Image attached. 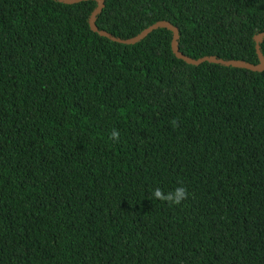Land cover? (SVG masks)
Returning a JSON list of instances; mask_svg holds the SVG:
<instances>
[{
    "label": "trees",
    "instance_id": "trees-1",
    "mask_svg": "<svg viewBox=\"0 0 264 264\" xmlns=\"http://www.w3.org/2000/svg\"><path fill=\"white\" fill-rule=\"evenodd\" d=\"M103 1L258 63L264 0ZM95 7L0 0V264H264V71Z\"/></svg>",
    "mask_w": 264,
    "mask_h": 264
},
{
    "label": "water",
    "instance_id": "water-1",
    "mask_svg": "<svg viewBox=\"0 0 264 264\" xmlns=\"http://www.w3.org/2000/svg\"><path fill=\"white\" fill-rule=\"evenodd\" d=\"M61 4L65 5H75L79 4L81 2H86V1H94L96 3V7L94 10L91 12L90 17L88 19V25L90 30L93 33H96L98 36L105 38L111 42L118 43V44H123V45H133L141 40H143L147 35H149L152 31L157 30V29H166L172 33V39H171V51L173 55L175 56L176 59L183 61L187 65L191 66H199L203 63H209V64H215V65H221L224 67H232V68H238V69H245L251 72H263L264 71V57L260 51V46L259 44L264 40V32L256 35L253 40L255 42V52L258 58V63L256 65L246 63L244 61H236V60H222V59H217L215 57H202L199 59H192L184 54H182L179 51L178 48V39H179V32L176 27H174L172 24L165 22V21H159L156 22L149 27L145 28L142 30L139 34L136 36L129 38V39H120L112 36L111 34L105 32V31H100L96 27V17L100 14V12L103 9L104 6V1L103 0H52Z\"/></svg>",
    "mask_w": 264,
    "mask_h": 264
},
{
    "label": "clouds",
    "instance_id": "clouds-1",
    "mask_svg": "<svg viewBox=\"0 0 264 264\" xmlns=\"http://www.w3.org/2000/svg\"><path fill=\"white\" fill-rule=\"evenodd\" d=\"M174 126H178L177 121H172ZM120 133L118 130L113 129L110 134V139L119 141ZM151 198L159 199L167 202L169 205H180L183 201L188 198L187 188L184 186H178L174 190L165 193L161 188L157 187L152 190Z\"/></svg>",
    "mask_w": 264,
    "mask_h": 264
}]
</instances>
